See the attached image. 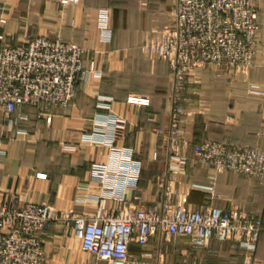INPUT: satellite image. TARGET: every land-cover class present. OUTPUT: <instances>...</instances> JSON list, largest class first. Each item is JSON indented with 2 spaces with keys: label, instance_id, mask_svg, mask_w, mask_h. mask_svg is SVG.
Listing matches in <instances>:
<instances>
[{
  "label": "crops",
  "instance_id": "crops-1",
  "mask_svg": "<svg viewBox=\"0 0 264 264\" xmlns=\"http://www.w3.org/2000/svg\"><path fill=\"white\" fill-rule=\"evenodd\" d=\"M175 1L0 0V44H18L27 34L60 33L86 49L87 71L66 108L23 106L14 114L24 112L28 117L0 140V204L47 201L60 210L93 212L98 202L87 198L93 189L82 186L91 184L92 163L109 162L111 156L108 146L86 140L84 134L91 132L100 115L116 113L126 121L119 144L131 148L141 164L137 188L126 192L132 205L160 208L172 187L175 205L240 208L263 219L254 253L244 252L236 240L216 238L194 248L183 235L162 245L157 232L145 247L132 243L140 263L264 264V179L208 167L193 150L206 139L264 148V0H259L261 42L250 74L213 64L193 72L192 102L186 107L178 140V153L186 161L173 169L170 63L145 45L170 23ZM103 10L109 13L110 40L103 36ZM132 93L148 95L150 104H128ZM100 101L110 107L101 108ZM8 122L0 109V127ZM107 205L121 204L108 200ZM44 239L45 264H107L83 250L80 240L59 222L49 225Z\"/></svg>",
  "mask_w": 264,
  "mask_h": 264
},
{
  "label": "built area",
  "instance_id": "built-area-1",
  "mask_svg": "<svg viewBox=\"0 0 264 264\" xmlns=\"http://www.w3.org/2000/svg\"><path fill=\"white\" fill-rule=\"evenodd\" d=\"M170 23L162 34L146 43L145 49L167 59L172 76L169 121L171 167L185 165L178 153L180 127L194 71L213 64L247 74L255 66L260 26L256 0H176ZM109 13L103 10V36H112ZM86 49L66 40L60 33L27 34L18 44H0V109L9 122L0 127V140L12 131L27 113L14 115L23 106L66 108L77 93L78 81L87 72ZM126 102L148 105V95L132 93ZM101 108L110 104L100 101ZM42 114L41 112L39 113ZM125 118L119 114L100 115L84 139L103 143L110 149L109 162H93L87 196L98 202L93 212L60 210L47 201L0 204V264H45L44 235L52 222L66 226L81 242L82 249L107 264H141L131 249L133 242L145 247L157 232L162 245L183 235L194 248H202L212 238L236 240L246 253H253L263 229L261 216L240 208L218 206L188 208L175 205L172 187L160 208L135 206L126 192L138 186L140 161L131 148L120 145ZM74 147L69 146V149ZM199 162L218 171L232 170L264 179V148L248 144L206 139L194 146ZM155 156L157 152L155 151ZM212 190V186L206 187ZM111 200L121 204L108 206Z\"/></svg>",
  "mask_w": 264,
  "mask_h": 264
},
{
  "label": "rangeland",
  "instance_id": "rangeland-1",
  "mask_svg": "<svg viewBox=\"0 0 264 264\" xmlns=\"http://www.w3.org/2000/svg\"><path fill=\"white\" fill-rule=\"evenodd\" d=\"M256 4H257V10H258V23H259L260 30H261V26H262V24H261L260 19H259V10H260V9H259V0H256ZM61 35H62V34H61ZM259 35H260V34H259ZM260 42H261V35H260V38H259V44H260ZM257 52H258V51H257ZM255 58H256V57H255ZM255 65H256V61H255ZM254 67H255V66H254ZM254 67H253V68H254ZM253 68H252V69H253ZM252 69H250L249 72H248L247 74H250V72L252 71ZM251 88L254 89L255 87L252 85Z\"/></svg>",
  "mask_w": 264,
  "mask_h": 264
},
{
  "label": "trees",
  "instance_id": "trees-1",
  "mask_svg": "<svg viewBox=\"0 0 264 264\" xmlns=\"http://www.w3.org/2000/svg\"><path fill=\"white\" fill-rule=\"evenodd\" d=\"M262 230H263V229H262ZM261 232H262V231H261ZM255 250H256V249H255ZM254 252H255V251H254ZM254 252H253V253H254Z\"/></svg>",
  "mask_w": 264,
  "mask_h": 264
}]
</instances>
